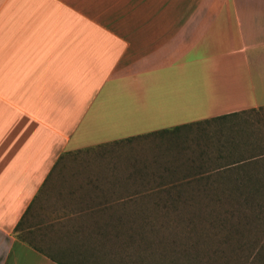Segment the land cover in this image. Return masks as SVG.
<instances>
[{"label":"crops","instance_id":"obj_1","mask_svg":"<svg viewBox=\"0 0 264 264\" xmlns=\"http://www.w3.org/2000/svg\"><path fill=\"white\" fill-rule=\"evenodd\" d=\"M263 108L264 0H0V264H92L186 147L125 179L65 156Z\"/></svg>","mask_w":264,"mask_h":264},{"label":"rangeland","instance_id":"obj_2","mask_svg":"<svg viewBox=\"0 0 264 264\" xmlns=\"http://www.w3.org/2000/svg\"><path fill=\"white\" fill-rule=\"evenodd\" d=\"M178 130L136 137L117 144L80 151L64 158L93 161L97 168L92 170L98 171L100 177L125 179L137 167L154 164L152 155L163 157L169 154V157H176L180 152L178 148L186 147L183 151V156H186L171 163L174 165L178 162L174 171L147 166L144 176H131L130 183L126 182L123 189L121 188L125 193H137L136 195L142 197V204L139 207L131 205V211L144 213L141 223L134 225L141 224L146 232L141 239L135 235L133 247L142 249L143 242L149 241L147 236L154 239L155 243L160 240L148 247L146 252L142 249L143 260L140 262L137 259L136 264H154L155 261L168 263L170 254L174 255L168 252L169 249H173L175 257H179L177 250L185 242L191 244L188 246L192 264H264V257L254 260L255 248L263 243L264 238L257 231L259 228L253 218L250 226L252 231L246 235L242 233L243 239L236 240L233 234L226 235L223 230L210 223L207 225L205 215L207 212L221 211L220 202L214 198H223L228 194L222 190V183L245 177L242 170L219 173L226 170L219 167L241 156L264 151V108L248 110L243 115L203 121ZM260 164L259 169L252 170V178L264 179V176L254 174L255 170L258 173L264 171V162ZM196 166H201V174L197 172L198 169L195 170ZM198 178H201L200 181H193ZM206 181L210 184H205ZM155 203L158 205L155 206ZM125 211L128 212V209L125 208ZM246 212L253 213L250 210ZM126 216L127 219L131 217ZM126 254L127 251L122 260L107 252L103 254L90 250L84 256L92 264H130Z\"/></svg>","mask_w":264,"mask_h":264},{"label":"trees","instance_id":"obj_3","mask_svg":"<svg viewBox=\"0 0 264 264\" xmlns=\"http://www.w3.org/2000/svg\"><path fill=\"white\" fill-rule=\"evenodd\" d=\"M229 116L232 115H220L212 119L215 120L220 118H226ZM206 121L208 120H205V122ZM229 147L234 148L233 146H229ZM261 162H264V151L246 157L241 156L236 160L226 163L224 164V166L219 167V169H226L225 171H220L219 173L229 172V171L233 172V170L234 171L242 170L243 172L242 175H245V177L233 178V180H228L227 182L221 184L222 190L226 191L228 194H226V196H224L223 198L222 197L214 198L215 201L220 202L221 211L216 213L207 212L205 214L207 216V220H206L207 225H209L210 223L216 228L223 230L226 233V235L233 234L236 237L235 238L236 240H242L243 239L242 233L243 235H246L249 231H252L250 226L253 218V220L255 221L256 225H258L259 228L257 229V231L260 234H262V237L264 238V179L251 177L253 175L252 170L259 169V167L261 166L260 164ZM180 164L183 165V163ZM195 168H196L195 170L197 169L199 170L197 171L199 172V174L202 173L201 166H196ZM174 170L175 168L171 169V171ZM258 172L259 171L255 170L254 174L258 176L260 175L264 176V171L261 173ZM203 173H206V171H204ZM200 179L201 178L194 179L193 181H200ZM188 182H192V181H188ZM205 184L209 185L210 183L208 184V182L206 181ZM130 202L134 206H140L142 204L141 200L137 201L134 199L131 200ZM156 205H158V203H155V206ZM246 210H250L253 213L246 212ZM195 213H200V212H195ZM194 214H187V215H194ZM130 216L131 217L128 216L129 217L128 219L125 218L127 217L126 215L124 217L121 216L116 217L113 231L92 233L91 238L93 239L92 240L93 245L90 247V249L87 250L99 251L103 254H106L107 252L108 254H111L114 258H118L121 260L122 258H124L123 255H125L127 251L126 256L130 264H136L137 259L140 262H142L144 257V252H142V249L143 251L146 252L148 247L159 243L160 240H158L155 243L154 239L151 240L146 235L149 241L143 242L142 249L139 247H133V243L135 241L134 239H136V236H139V239L143 238V233L146 232V230L141 228L142 227L140 226L141 224L134 225L135 223L137 224L141 223L140 222L142 218L141 216H144L143 212L139 211L136 213H132L131 211ZM116 227L117 229L115 230ZM139 230H142V232ZM84 245L86 246V244H82L81 246ZM188 245L191 246V244H188L186 242L181 244V249L179 248V250H177L178 254L180 255L179 257H175V251H173V249L170 248L168 252H171L174 255L170 254V259L168 260V263L155 261L154 264H159V263L192 264L189 258L190 250ZM172 247H174L173 244ZM136 249H138V252H136ZM254 255H255L254 260L256 261L264 257V241L260 246L257 245L254 251Z\"/></svg>","mask_w":264,"mask_h":264}]
</instances>
